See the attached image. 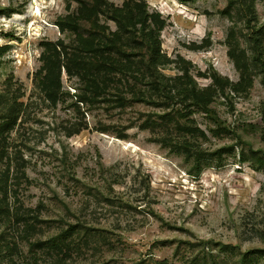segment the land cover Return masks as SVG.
<instances>
[{"label": "rangeland", "instance_id": "374dc122", "mask_svg": "<svg viewBox=\"0 0 264 264\" xmlns=\"http://www.w3.org/2000/svg\"><path fill=\"white\" fill-rule=\"evenodd\" d=\"M10 110L0 264H52L70 225V264L264 248V0H0Z\"/></svg>", "mask_w": 264, "mask_h": 264}, {"label": "trees", "instance_id": "16d2710c", "mask_svg": "<svg viewBox=\"0 0 264 264\" xmlns=\"http://www.w3.org/2000/svg\"><path fill=\"white\" fill-rule=\"evenodd\" d=\"M57 25L60 26V24ZM64 67L67 70V67ZM43 69H48L46 63ZM43 69H40V71L37 72L36 86L42 89L44 88L47 93V88L45 85L48 82L47 77L49 72L47 71V73L43 75ZM67 71H69V68ZM88 93V95L84 94L83 96H79L78 101L86 105H94L95 103L101 101V99H104L102 95H97L93 92ZM48 99L51 100L49 96ZM126 101L127 98L122 93H117V97L114 99V102L121 106H123ZM10 111L11 113L5 114L4 116L0 117V136L5 135V133L8 132L9 129H12L16 121L18 120V115H13L12 110ZM70 227L71 228L61 232L60 234L45 241H38L36 244L41 250H44L51 255L57 256L58 259L55 260L52 264H70L67 261L69 254L77 249V247L80 246L82 242H85L87 240V237H89V234L85 232L83 239L76 240L75 236L79 235V233H81L80 231L82 230H76V227L72 225H70ZM80 242L81 244H79ZM196 247H199L201 252L200 255L187 264H229L231 259H233L234 257L237 258L236 264H258L261 260H264V248H254L247 251H242L241 247L237 245L219 244L218 252L214 253L215 249L213 247H210L208 243H206L205 245L198 244Z\"/></svg>", "mask_w": 264, "mask_h": 264}]
</instances>
